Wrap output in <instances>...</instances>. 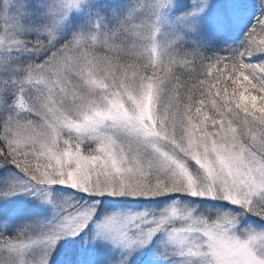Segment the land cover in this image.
<instances>
[{
  "label": "snow or ice",
  "instance_id": "snow-or-ice-1",
  "mask_svg": "<svg viewBox=\"0 0 264 264\" xmlns=\"http://www.w3.org/2000/svg\"><path fill=\"white\" fill-rule=\"evenodd\" d=\"M0 264H264V0H0Z\"/></svg>",
  "mask_w": 264,
  "mask_h": 264
},
{
  "label": "rangeland",
  "instance_id": "rangeland-1",
  "mask_svg": "<svg viewBox=\"0 0 264 264\" xmlns=\"http://www.w3.org/2000/svg\"><path fill=\"white\" fill-rule=\"evenodd\" d=\"M30 2H34V0H30ZM115 3L119 5L123 3V0H115Z\"/></svg>",
  "mask_w": 264,
  "mask_h": 264
}]
</instances>
